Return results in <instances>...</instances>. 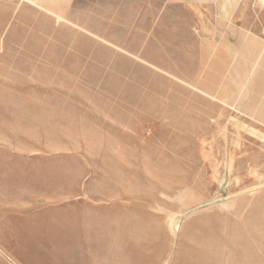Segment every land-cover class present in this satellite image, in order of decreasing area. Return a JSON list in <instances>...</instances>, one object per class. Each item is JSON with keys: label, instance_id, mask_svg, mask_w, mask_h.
<instances>
[{"label": "rangeland", "instance_id": "rangeland-1", "mask_svg": "<svg viewBox=\"0 0 264 264\" xmlns=\"http://www.w3.org/2000/svg\"><path fill=\"white\" fill-rule=\"evenodd\" d=\"M3 1L0 264H264V36Z\"/></svg>", "mask_w": 264, "mask_h": 264}, {"label": "crops", "instance_id": "crops-1", "mask_svg": "<svg viewBox=\"0 0 264 264\" xmlns=\"http://www.w3.org/2000/svg\"><path fill=\"white\" fill-rule=\"evenodd\" d=\"M46 2L47 0H29V3ZM90 2V0H87ZM92 7L112 9L118 8L119 14H127V9L136 7L135 12H142L143 0H91ZM96 1V4H94ZM100 1V5L98 3ZM133 1V5L131 4ZM147 9L156 11L158 0H144ZM166 5L168 15L177 10L186 12L191 20L190 25L195 27L197 34L210 36L217 40H235L242 39H261L264 36V0H162ZM75 0H54L55 6L49 7L48 10L56 11L66 17L67 11L74 13L73 3ZM219 2V3H218ZM6 3L0 2V8L5 7ZM49 5V3H48ZM38 6H43L39 4ZM45 7V6H44ZM174 20L175 15H174ZM179 22L175 26H177ZM214 36V37H213ZM216 36V38H215ZM239 43V42H238Z\"/></svg>", "mask_w": 264, "mask_h": 264}, {"label": "bare ground", "instance_id": "bare-ground-1", "mask_svg": "<svg viewBox=\"0 0 264 264\" xmlns=\"http://www.w3.org/2000/svg\"><path fill=\"white\" fill-rule=\"evenodd\" d=\"M203 1V0H202ZM219 3V2H218ZM248 116V115H247Z\"/></svg>", "mask_w": 264, "mask_h": 264}]
</instances>
